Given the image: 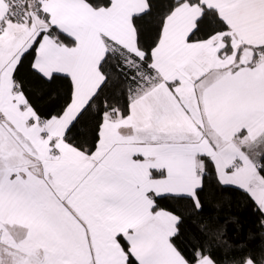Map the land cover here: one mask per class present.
Instances as JSON below:
<instances>
[{
	"label": "snow or ice",
	"instance_id": "6c2138e0",
	"mask_svg": "<svg viewBox=\"0 0 264 264\" xmlns=\"http://www.w3.org/2000/svg\"><path fill=\"white\" fill-rule=\"evenodd\" d=\"M140 2L0 0V264H264V0Z\"/></svg>",
	"mask_w": 264,
	"mask_h": 264
},
{
	"label": "crops",
	"instance_id": "0c3cea01",
	"mask_svg": "<svg viewBox=\"0 0 264 264\" xmlns=\"http://www.w3.org/2000/svg\"><path fill=\"white\" fill-rule=\"evenodd\" d=\"M134 7H142V3L140 0H122L121 3V11L126 16V13L128 10H131V8ZM79 15L89 17L91 19L97 20V21H106L109 19H112L107 13L101 14V13H92L89 11H85L83 9H80L78 11ZM192 15V10L185 9L182 10V12L178 15V17L174 18L173 21H170V27L174 29L175 35L178 37L180 33L186 29V26H188L190 22V17ZM112 31L115 35H117L118 38L128 40L130 38V30L122 25L120 23V20L116 19L113 20V23L111 25ZM131 171H135V169H131ZM114 218L113 217H102L100 220V224L103 227H107V222H111Z\"/></svg>",
	"mask_w": 264,
	"mask_h": 264
},
{
	"label": "trees",
	"instance_id": "16d2710c",
	"mask_svg": "<svg viewBox=\"0 0 264 264\" xmlns=\"http://www.w3.org/2000/svg\"><path fill=\"white\" fill-rule=\"evenodd\" d=\"M228 213H227V205H225V210H224V212L222 213V215H227Z\"/></svg>",
	"mask_w": 264,
	"mask_h": 264
}]
</instances>
